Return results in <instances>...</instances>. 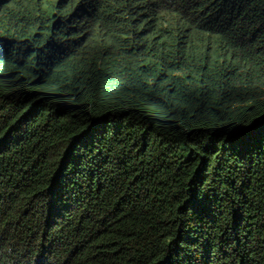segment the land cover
<instances>
[{"label": "trees", "instance_id": "1", "mask_svg": "<svg viewBox=\"0 0 264 264\" xmlns=\"http://www.w3.org/2000/svg\"><path fill=\"white\" fill-rule=\"evenodd\" d=\"M0 264H264V0H0Z\"/></svg>", "mask_w": 264, "mask_h": 264}]
</instances>
